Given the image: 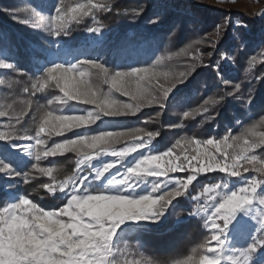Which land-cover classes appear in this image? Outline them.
Here are the masks:
<instances>
[{
	"label": "snow or ice",
	"instance_id": "6c2138e0",
	"mask_svg": "<svg viewBox=\"0 0 264 264\" xmlns=\"http://www.w3.org/2000/svg\"><path fill=\"white\" fill-rule=\"evenodd\" d=\"M147 6L148 2L134 8L132 18L140 17ZM30 10L34 19L14 18L20 23L32 24L34 28L44 27L46 32L58 38L69 35L73 23H82L84 17H91L92 20L86 31L99 35L107 26L97 18V13L112 12L113 8L108 0H87L86 3L76 0L75 4L58 0L50 17L41 15L33 8ZM162 19L163 13L150 23L158 24ZM245 27L237 22V29L232 33L235 47L228 52L218 51V45L227 31V24L222 23L215 25L211 34L214 37L212 40H207V34L205 37L197 35L180 51L162 54L150 66L125 70L110 69L100 62L82 59L69 66L57 63L48 67L43 74L32 77L19 72L13 64L0 61V69H10L18 77H28L30 85L25 86L24 92L29 95H35L48 87L58 89L62 95L49 100V105L75 100L94 106L92 110H86V115H54L51 110L42 109L43 115L39 118L32 117V129L22 126L24 117L28 115L27 108L18 113L0 108V117L7 118V122L0 125L3 128V131H0V140L28 141L35 160L32 169L51 177V181L42 183L41 187L50 195L62 194L61 198L65 201L64 206L58 210L47 211L25 196L16 203L0 208V264H143L142 261L129 259L126 255L127 253L135 256L132 246L124 244L122 248H114L113 240L120 226L126 221L158 223L170 207H175L173 201L189 193V186L198 181L201 174L216 172L224 173L230 178H243L245 182L232 191H227L226 183L204 185L198 195L191 196L195 201V210L188 215L201 218L207 234L193 249L194 253L200 254L198 262L189 257L187 260H177L175 264H264V258L260 257V250L264 248V207H261L257 215L259 232L254 234L253 242L230 256L226 257L223 253L228 231L232 227H243L242 221H238L237 217L241 213H247L257 200L258 189L264 188V158L258 161L256 155H249L254 148L264 145V131H256L258 126L264 127V115L258 123L242 128L238 135L226 129L222 136L207 139L182 136L175 140L170 149L159 154L145 155L141 152L142 158L138 159L134 166L123 171L122 175L114 178V187L108 190L90 187L88 176L91 173L88 166L91 162L100 156L115 158L106 163L102 171L95 173L97 180L112 169L119 172L121 167L117 165L132 153L150 145L159 135V131L135 127L130 131H104L94 135L85 133L51 146L42 136H51L53 132L59 136L64 130L95 124L102 117L135 116L142 108L154 105L163 110L174 89L193 77L197 68H211L215 78H219L224 84L229 83L223 76L224 65L229 63L230 57L236 60L237 53L240 58L244 55V52L240 51L245 47L240 33ZM176 30H180L179 24L172 29L173 35ZM205 43L214 50L209 51L207 56L218 57L210 59L207 64L204 61L205 54L198 47ZM260 47H264V44ZM179 57L187 58L183 70H162L166 61ZM252 60L254 61L255 57ZM4 83L11 87L19 81L7 82L0 79V84ZM104 85L108 86L107 91L104 90ZM240 92L241 85L236 83L231 91L218 99L203 98L199 107L185 111L182 117L187 120L197 114L206 113L209 106L220 105L226 97H234ZM114 93L128 97V101L117 98ZM252 101L253 98L248 99V106ZM27 103L30 108L31 101ZM7 109H11V105H7ZM182 126L180 123L174 125L176 128ZM257 136L259 143L253 139ZM125 139L134 143L115 147ZM21 150L29 149L21 146ZM65 151L76 152L78 159L71 175L55 183L53 169L40 167L39 162L44 157L56 156ZM106 165L111 167L106 168ZM248 165H255L252 171L261 174L259 179L256 176L243 175L250 171ZM0 173L9 177L20 175L8 165H0ZM170 173L187 175L180 177L169 175ZM30 175V172H27L20 177L23 183L30 182ZM149 177L154 179L150 191H146L140 188V181ZM258 205L264 206V198L258 200ZM45 213L54 221L49 228L37 227L32 229V236L27 240L19 238L13 229L14 223L42 217ZM175 215L179 221L181 214L176 212ZM135 247L138 252L139 246Z\"/></svg>",
	"mask_w": 264,
	"mask_h": 264
},
{
	"label": "trees",
	"instance_id": "16d2710c",
	"mask_svg": "<svg viewBox=\"0 0 264 264\" xmlns=\"http://www.w3.org/2000/svg\"><path fill=\"white\" fill-rule=\"evenodd\" d=\"M156 1L164 0H108L113 11L97 13V18L107 26L106 29H102L106 32V39L97 50L98 56H90L86 59L100 62L105 67L116 70L150 66L158 56L180 51L197 35L205 37L207 34V40L214 39L211 35L214 27L222 23L227 24V31L218 45V51L228 52L235 47V41L232 36V24L226 23V20L236 15L248 27V32L242 30L240 33L242 42L245 44L244 49L240 51H243L244 55L240 58L237 53L236 60L231 58L232 64L224 65L223 76L229 83L224 84L219 78H215L211 68H197V73L193 77L174 89L163 110L154 105L150 108H142L135 116L102 117L95 124L73 127L70 130H64L59 136L55 132L51 136L43 134L48 145L63 142L68 138H77L85 133L94 135L104 131H130L135 127H142L148 131H159L157 138L147 146L150 153L157 154L170 149L175 140L182 136L207 139L222 136L226 129L238 135L242 128L258 123L264 115V47H260L264 44V17L254 22L240 13L233 14L207 7L189 13L187 2L184 0H170L169 8L157 13ZM75 2L76 0H65L66 4H75ZM81 2L86 3L87 0H81ZM147 2L145 12L133 19L131 16L133 9ZM195 3L203 5L204 0H195ZM57 4L58 0H0V53L5 52L4 59L27 76L36 77L44 73L47 68L36 71L35 61L44 59L49 50L61 45L71 52L87 41L86 28L92 24L91 17H84L80 24L73 23L70 34L58 38L46 32L44 27L34 28L32 24L20 23L14 18L34 19L31 8L41 15L51 16ZM125 12L128 15H117V13ZM161 13H163V19L158 24L150 23ZM177 24L180 25V30H176L173 35L171 31ZM258 32L261 44L254 49V34ZM198 47L205 54L206 64L210 59L218 58L215 55L213 58L207 56L209 51H214L208 43ZM253 57H255L254 61ZM186 62L185 57L174 58L166 61L162 70L178 72L183 70ZM27 76L18 77L10 69L0 70V79L7 82L19 81V83H13L11 87L8 83L0 84V108L17 113L27 108L28 115L22 121L24 128H33L32 117L39 118L43 115L42 109L51 110L54 115H86V110L94 108L93 105L81 104L75 100L49 105V100L62 93L54 87H48L35 95H29L24 92L25 86L30 85ZM236 83L241 85V92L236 96L226 97L220 105L209 106V111L206 113L197 114L187 120L183 119L182 114L199 107L203 98L218 99L231 91ZM103 88L107 91L108 86L104 85ZM206 94H208L207 97ZM114 95L123 101H128V97L120 96L119 93ZM249 98H253V101L248 106ZM28 101H31L30 108ZM7 105H11V109H7ZM2 118L4 122H7L6 117ZM237 120L240 122L237 123ZM177 123L183 126L174 127ZM256 131L257 133L264 131V127L258 126ZM253 139L259 143L258 136ZM130 141L125 139L115 147L120 148L129 144ZM21 142L23 140L13 139L10 142L5 141L4 144L0 143V165H8L14 172L20 174L9 177L0 173V208L7 206L8 193H11L21 197L28 196L44 210H58L65 203L61 198L62 194L50 195L41 187L42 183L50 182L51 177L32 169L35 165L33 153L26 159L16 157L12 153L11 150L19 146ZM250 154L256 155L259 159L264 158V145L254 148ZM77 159L76 152L65 151L56 156L42 158L39 165L45 168L51 167L53 176L56 178L55 183H59L71 175ZM113 160H115L114 157L100 156V161ZM97 164L98 162L91 163L88 166L91 173L88 181L91 180L93 169ZM27 172L31 174L30 182L25 184L20 177ZM219 177H221L219 173H209L199 178L190 186V197L195 195L200 187L214 183ZM90 187L99 189L95 185ZM176 212L181 214L179 221L175 215ZM189 212H191L189 204L180 197L176 200V207L159 226L125 232L119 239L117 248H122L124 244L132 246L135 256L127 253L126 255L129 259L142 261L143 264L147 262L175 264V261L187 260L189 257L198 262L200 254L194 253L193 249L203 241L207 233L202 220L188 217ZM135 246H139L138 252Z\"/></svg>",
	"mask_w": 264,
	"mask_h": 264
},
{
	"label": "rangeland",
	"instance_id": "374dc122",
	"mask_svg": "<svg viewBox=\"0 0 264 264\" xmlns=\"http://www.w3.org/2000/svg\"><path fill=\"white\" fill-rule=\"evenodd\" d=\"M169 1L170 0L156 1V6H155L156 12L157 13L162 12L163 10L169 8V5H168ZM184 1L187 2V9L189 10V13H192L193 11L198 10L200 8L207 7L213 10H224L228 13H233V14L240 13V14L246 15L248 18H250L254 22H258L260 19L264 17V14H262L264 13V0H204L203 5L195 3V0H184ZM228 5H231V6H228ZM237 22H239L241 25H245L239 20L238 17H236V15L235 17H229L226 20V23L232 24L233 30L237 29ZM243 30L245 32H248V27L246 26L245 28H243ZM263 31H264V28H263ZM258 35H259V32L254 34V38H255L254 43H253L254 49L257 48L259 44H261V41ZM86 36H87V41L83 45H81L80 47H78L77 49L71 52L66 47H63L61 45H58L56 49L49 50L46 53V57L44 59L35 61L36 71H41L48 67L55 66L57 63L62 64L63 66H69L71 64L76 63L78 60L86 59L90 56H94V57L98 56L99 53L97 50L99 49L102 42L106 39V32L102 30V32L99 35H97V34L89 33L86 31ZM4 57H5V52H1L0 61H6ZM229 64H232L231 57L229 58ZM175 96L176 95H174V97ZM185 98H187V96ZM2 119L3 118L0 117V125H2L3 123H6V121L4 122V120ZM0 131H3L2 126H0ZM4 142H5L4 140H0L1 144H4ZM131 143H134V141L131 140L129 144ZM21 146H24L28 148L29 150L28 151L21 150ZM11 151L16 157H20L22 159L28 158L33 153V150L31 149V145L29 144L28 141L21 142L19 146H17L15 149L13 148ZM141 152L145 155L153 154L147 150V147L140 149V151H138L137 153H132L131 155L126 157L122 162H120L119 165H117L118 167H121V171L118 172L116 169H112L110 170L109 173H105V175L98 180L95 179V173L97 171H102L104 165L109 162L100 161V157H97L95 160L91 162V163L98 162V164L93 169L92 178L89 181V184L95 185L99 189L102 188L104 190L113 188L114 185L112 181L114 180V178L122 175L123 171H125L128 167L134 166L137 160L142 158ZM249 155L251 154L249 153ZM259 160L260 159L258 158V161ZM254 166L255 165H248L250 171L247 173H243V175L248 176V177L256 176L257 179H259L261 174L259 172L252 171V168ZM216 173H219V172H216ZM219 174H221V177H219L212 184L226 183L227 191L236 190L240 186H242L245 182L243 178H235V177L230 178V177H227L224 173H219ZM169 175L185 177L187 174L186 173H170ZM203 176H205V174H201L200 178H202ZM153 179H154L153 177H149L143 181H140V188H143L146 191H150ZM212 184H207V185L211 186ZM171 186L172 185L170 183V187ZM190 186H189V193L183 196V198L189 204V207L192 212L195 210V201L191 199L190 197ZM201 188L202 187L198 189L195 195L199 194V190ZM20 198L21 196L18 194L8 193V204L7 205L18 202ZM261 198H264V188L258 189L257 200L256 202H254V205L247 210V213L246 214L241 213L237 217L238 221H242L243 227H240V228L232 227L228 231L227 236H226V244L223 249V253L226 257L232 255L238 250H243L247 248V246L253 242L254 234H257L259 232V227L257 223V215L260 213L261 207H264V206L258 205V200ZM173 204L176 207V200L173 201ZM172 210L173 208L170 207L168 211L165 213V216L158 223H151L149 221H126L117 230V235L114 237V240H113L114 248H117L119 239L125 234V232L136 230L138 228L157 227L167 218V216L171 213ZM188 217L199 218L197 216H190V215H188ZM260 257L264 258V248L260 250Z\"/></svg>",
	"mask_w": 264,
	"mask_h": 264
},
{
	"label": "clouds",
	"instance_id": "9594fccd",
	"mask_svg": "<svg viewBox=\"0 0 264 264\" xmlns=\"http://www.w3.org/2000/svg\"><path fill=\"white\" fill-rule=\"evenodd\" d=\"M105 167H111V165H106ZM53 223L54 221L52 220L51 216L45 213L42 217H35L30 220H21L19 223H14L13 229L16 230V233H18L19 238L27 240L32 236V229L37 227L47 229Z\"/></svg>",
	"mask_w": 264,
	"mask_h": 264
}]
</instances>
